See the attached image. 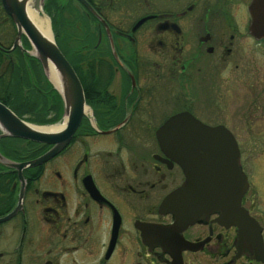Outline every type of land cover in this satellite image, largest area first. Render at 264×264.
Listing matches in <instances>:
<instances>
[{"label":"flooded vegetation","instance_id":"obj_1","mask_svg":"<svg viewBox=\"0 0 264 264\" xmlns=\"http://www.w3.org/2000/svg\"><path fill=\"white\" fill-rule=\"evenodd\" d=\"M74 1L85 13L84 108L61 150L20 171L1 160L30 162L52 144L19 138L6 147L0 128V264H187V257L193 264L197 253L214 264H262L218 213L185 225L161 209L186 174L157 137L182 112L223 125L238 148L237 133L259 132L240 122L249 107L239 110L241 97L257 88L227 79L239 108L217 121L223 89L208 83L219 68L240 69L242 38L264 42L248 30L252 0H84L94 13ZM48 96V116L60 112V120L62 96ZM245 193L241 205L250 212Z\"/></svg>","mask_w":264,"mask_h":264},{"label":"water","instance_id":"obj_2","mask_svg":"<svg viewBox=\"0 0 264 264\" xmlns=\"http://www.w3.org/2000/svg\"><path fill=\"white\" fill-rule=\"evenodd\" d=\"M80 1L94 13L84 0ZM27 2L0 0L4 12L11 18L16 29L12 46L7 51L15 47L23 49L21 37H26L31 46V51L27 52L39 61L46 77L62 96L66 121L58 129L43 130L38 127L45 125H32L20 119L0 102L3 136L52 144L51 148L30 162L1 160L19 171L27 164L42 163L61 150L77 127L84 108L82 86L77 74L57 46L53 35L44 34L28 17ZM249 11V33L256 39H264V5L261 0H252ZM50 69L58 78L60 87L55 86L50 79ZM157 137L162 148L180 161L186 174L184 185L163 200L161 209L172 212L176 222L185 225L201 216L218 213L217 221L236 227L238 241L243 242L244 250L264 262L262 228L241 205L248 180L241 169L238 145L230 131L223 125L203 124L191 114L182 112L171 116L160 127Z\"/></svg>","mask_w":264,"mask_h":264},{"label":"rangeland","instance_id":"obj_3","mask_svg":"<svg viewBox=\"0 0 264 264\" xmlns=\"http://www.w3.org/2000/svg\"><path fill=\"white\" fill-rule=\"evenodd\" d=\"M58 1L62 5L61 7V11H62L61 16L63 17L62 19L66 22L65 27L60 30L62 31V33L69 32L72 35L73 39L70 41L69 46L71 45L73 46V44L78 45L75 43L76 42L75 37L82 38V30L85 24L84 10L74 0H58ZM37 6L40 7V12H39L40 15L48 19L50 33L54 36L55 33L52 28L53 26L51 20L52 13L54 12V8H55L54 5L48 4L50 8H47L45 10L46 0H43L42 3L40 2V0H37ZM22 37H21V41H22ZM14 38L13 36H11V34H8V36H1V41L5 44H8V42H10L11 40L14 41ZM240 42H241V46L239 48V52H240L239 61L241 63L240 69L239 70L236 69L237 71L235 72H230L227 70L224 71L222 70V68H219L221 67L220 66L221 61H220L219 63L220 65L217 66L220 70H218V73L212 76L211 79L208 80V83H213V81H216L218 88L223 89V95L220 98H218L220 101L217 102V105L215 104V107H217L216 109L218 115H221L215 118V120L217 121L219 120L221 121L225 119L231 120V118L234 117L233 115L236 114V112L234 111L239 108L237 106V103L234 102L233 99L227 96V90L230 88V86H228L229 84L226 83L227 79L241 78L242 84L246 85V83H248V86H250L251 89L253 87L257 88L255 93L252 92L249 93V95L244 94L243 97H241L243 100L240 104L243 105V108L239 110H243L245 107H249L245 111L248 113L249 119L240 118L241 120L240 122L242 124H247L248 122L251 123V125L255 126L254 128L255 130L254 129L253 130L254 131L259 130V132L237 133L236 137L241 143L239 144V148L241 152L240 166L242 170L246 173L249 181V187L247 188V191L245 193V196L247 197L246 206L250 209L249 214L256 219L260 227L263 229L262 233L264 238V42L258 44L255 43L256 45H254L247 42L246 39L244 38H242ZM81 45L82 42L80 40L79 47H81ZM21 46L24 48V43L21 42ZM29 50L31 51V46L29 47ZM8 63H9V58H7V60L4 63L5 67L8 66ZM43 74L46 80L50 84V89L56 91V93L60 95L56 90V88L54 87V85L46 77L44 71ZM255 82L257 83V85L255 86L252 85ZM35 83L36 85H40L38 80H36ZM37 89L38 90L42 89L43 91H45L44 88L42 87H38ZM201 98L209 100V96L206 95L201 96ZM230 102L234 103L232 107L229 106ZM51 112L46 115L47 118H51L48 116L49 114H51ZM239 112L242 113V111ZM26 121L30 123V121H28L27 119ZM65 121H66V115H63V117L60 120L58 118L57 121L44 123L42 125L62 126L65 123ZM1 130L3 132L2 128ZM194 257H196L198 260H195L193 264H214L213 261L208 259L203 253H197V255H195ZM190 259L191 257H187L186 259L187 264ZM257 264H261V263H257ZM262 264H264V262Z\"/></svg>","mask_w":264,"mask_h":264},{"label":"trees","instance_id":"obj_4","mask_svg":"<svg viewBox=\"0 0 264 264\" xmlns=\"http://www.w3.org/2000/svg\"><path fill=\"white\" fill-rule=\"evenodd\" d=\"M54 5V12L52 13V28L55 33L54 39L61 52L74 68L78 77L81 78V69L78 63L81 62L82 48L79 47L80 37L76 38V44L69 46L73 39L69 32H63L66 22L61 16L62 5L52 0ZM50 8L46 2L45 10ZM13 36L16 34V29L12 20L4 13L0 3V101L7 105L18 116L23 117L33 123L44 124L55 121L58 117L47 118L46 115L51 112V99L48 96L56 95V91L50 89V84L46 80L43 70L38 60L25 50L21 51L18 47L12 51H6L12 45V41L5 44L1 41V36ZM24 48L29 49L30 45L26 38L22 37ZM9 58L8 66L5 67V61ZM36 80L40 85H36ZM44 88L39 91L37 88ZM50 91V92H49ZM46 95V96H45ZM19 138L3 137L1 141L14 142Z\"/></svg>","mask_w":264,"mask_h":264},{"label":"bare ground","instance_id":"obj_5","mask_svg":"<svg viewBox=\"0 0 264 264\" xmlns=\"http://www.w3.org/2000/svg\"><path fill=\"white\" fill-rule=\"evenodd\" d=\"M26 11L28 17L31 19V21L44 33L50 36V29H49V23L48 19L45 17H42L40 15V7L37 6V0H28L27 6H26ZM49 77L52 80V82L55 84V86L60 87L58 78L54 76L53 70L50 69L49 72ZM61 126H47L45 125L44 127H38L43 130H55L60 128ZM24 139V138H22ZM25 140V139H24Z\"/></svg>","mask_w":264,"mask_h":264}]
</instances>
